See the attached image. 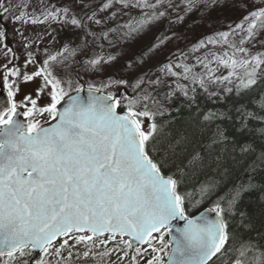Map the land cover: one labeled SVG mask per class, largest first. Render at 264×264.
<instances>
[{"label":"snow or ice","instance_id":"1","mask_svg":"<svg viewBox=\"0 0 264 264\" xmlns=\"http://www.w3.org/2000/svg\"><path fill=\"white\" fill-rule=\"evenodd\" d=\"M178 7L174 0H0V25L11 19L22 27L45 26L35 36L15 29L23 70L0 26V86L7 90L0 99V264H28L23 257L37 251L46 259L36 264H264V244L233 224L237 216L241 225L247 219L238 204L251 181L199 216L190 209L210 199L216 183L201 184L199 198L182 191L190 174L220 166L222 157H213L212 149L229 140L226 130L217 125L208 143L202 136L215 121L231 120V113L197 109L177 136L165 132L159 119L170 114L159 98L163 88L164 99L179 92L189 104L196 103L197 88L209 99H243L261 88L258 107L264 112V51H254L264 49V0H185V13L230 7L243 15L228 31L170 53L156 71L145 69L144 57L181 39L171 27L184 17L174 21L169 12ZM122 16L128 18L123 23ZM165 20V32L125 61L128 78L82 81L83 74H101L117 60L101 54L105 43H126ZM53 25L75 35L41 53L37 44L45 35L57 40ZM34 81V91L18 100L21 85ZM41 96L48 102L38 105ZM234 111L241 133L252 120L264 124V115L244 103ZM253 131L264 139V127ZM237 151L256 154L250 171L264 166V149L257 153L242 143L233 145Z\"/></svg>","mask_w":264,"mask_h":264},{"label":"trees","instance_id":"2","mask_svg":"<svg viewBox=\"0 0 264 264\" xmlns=\"http://www.w3.org/2000/svg\"><path fill=\"white\" fill-rule=\"evenodd\" d=\"M264 87V86H262ZM261 88H257L243 97V99L233 95L225 94L220 99L215 97L209 99L205 93L196 91V103L189 104L185 101L179 103L175 108L160 117V121L165 123L164 131L177 136L183 131L188 121L192 120L197 114V109L201 112L212 111H229L232 115L231 120H217L213 124L208 125L203 133L202 139L208 143L210 137L214 133L216 126L226 130L229 140L224 144L213 145L212 155H220L222 162L219 167L211 164L190 174V178L182 187L184 192H192L199 198L197 189L205 182L216 183V190L210 199L204 201L198 209H190L194 215L206 208H212L213 203L221 197L227 198L230 190L239 184H248L251 181L253 187L244 191L238 208L247 213V219L243 225L239 223V216L233 219V224L245 238H250L264 244V166H259L256 170L250 171L249 165L256 159V154L241 155L238 151L232 152L233 145L242 143H251L255 147L257 153L264 149V139L257 135L253 130L264 127L259 120L250 121L248 131L239 132V121L236 119L234 111L235 106L244 103L250 110L255 111L258 115H264L258 107V98L261 96ZM122 112L123 109H120ZM235 157V159H232ZM182 159V157H181ZM179 162V161H177ZM167 238V237H166ZM27 256V255H26ZM25 256V257H26Z\"/></svg>","mask_w":264,"mask_h":264},{"label":"rangeland","instance_id":"3","mask_svg":"<svg viewBox=\"0 0 264 264\" xmlns=\"http://www.w3.org/2000/svg\"><path fill=\"white\" fill-rule=\"evenodd\" d=\"M96 2L98 3L99 0H96ZM33 3H35V0H33ZM174 3L179 5V7L174 10L172 9L169 10L172 20L175 21L177 19V15L183 16L184 19L179 24L172 26L171 31L178 32L181 36V39L179 41L174 40L171 43L166 42V47H163L162 50L150 54V57H144V59L146 60L145 69L152 68L153 71H156L157 69L155 66L159 62H165L166 56L169 55L170 53L176 52L178 49H184L185 51H189L193 48V45L198 44L200 40H203L208 36H212L216 32L228 31V26L232 25L234 27V25L239 22L240 18L243 15V13H241L239 10L230 7H217L207 11L201 7L197 10L185 13L184 11L185 0H174ZM133 15H136V13H133ZM127 19L128 18L126 16H122L119 22L123 23ZM0 26L6 28L7 30L6 43H8V45L12 47L14 51L17 53V55L20 57V59L16 61V64L23 70L25 53L21 46L22 42L20 40V37L15 32V29L20 28L21 31H23L26 36L29 35L35 36L37 33L43 34L45 32V26L26 25L22 27L19 23L13 22V20L11 19L4 21ZM52 27L57 30L56 33H54V35L57 36V40L53 41L51 37L45 35L44 40L42 42H38L37 44V47L41 53L43 52V49L45 47H48L52 50L60 48L68 40L69 37L75 35V33L70 31H60L57 25H53ZM167 27H169L168 22L167 20H165L162 23H160L157 27L152 28L151 31H149L147 34L136 37L134 39H130L126 43L124 42L117 43L115 47H109L107 43H105L104 49L101 52V54L105 56L109 54L115 55L117 57V60L114 62H109V64L105 66V69L101 74H97L94 76L90 74H83L82 81L87 80L92 83L99 84L100 82L105 81L109 76H116L118 78L119 77L128 78L127 70L124 69V64L125 61L128 59V57L131 56L133 52L139 53L141 52L142 49L148 47L154 41L157 35H159L161 32H165V29ZM165 34H169V33H165ZM259 39L264 40V33L261 34ZM255 50L264 51V49L259 48V45L257 46V49H254V51ZM97 51L100 50L97 49ZM200 54L201 53L199 52L195 53V55H200ZM2 62H3V57H0V63ZM32 70H33L32 66H29L27 68V71L29 73ZM38 83L39 81H34V82H27L25 84H22L21 92L18 94L17 99L20 100L23 98L25 94L32 93L34 89L37 87ZM85 89H87V84H85ZM197 90L200 93L201 92L203 93L201 89L197 88ZM105 91H114L117 93H120L121 91H126L125 93H127L130 92L131 90L107 89ZM167 91H168L167 88L160 89L159 98L161 99V102L165 105V107L169 111L175 108L179 103L185 101V98L179 92H177L175 97H173L170 101L164 99L165 93ZM47 102H48L47 97L41 96L38 101V105H43L46 104ZM30 258L31 255H27L26 257H23V261H27L29 264ZM17 264H23V262L17 261ZM76 264H93V261L92 260L77 261Z\"/></svg>","mask_w":264,"mask_h":264},{"label":"water","instance_id":"4","mask_svg":"<svg viewBox=\"0 0 264 264\" xmlns=\"http://www.w3.org/2000/svg\"><path fill=\"white\" fill-rule=\"evenodd\" d=\"M86 91L87 90H85V92ZM6 98H7V92L4 91L3 88H2V86H1L0 87V99H6ZM118 111H119V109H118ZM21 119H22V117H21ZM207 210L208 209H205L203 211L206 212ZM199 215H200V213L196 214L195 216H199ZM180 223H182V222H180ZM37 259H42V253L39 252V251H37L35 253H32V258H31L29 264H35Z\"/></svg>","mask_w":264,"mask_h":264}]
</instances>
